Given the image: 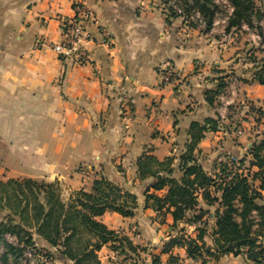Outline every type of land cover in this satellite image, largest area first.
Returning <instances> with one entry per match:
<instances>
[{"label": "crops", "instance_id": "crops-1", "mask_svg": "<svg viewBox=\"0 0 264 264\" xmlns=\"http://www.w3.org/2000/svg\"><path fill=\"white\" fill-rule=\"evenodd\" d=\"M77 3L96 16L84 64L50 47L60 39V19L72 17ZM230 50L180 19L166 21L144 2L0 0V182H58L68 200L80 189L91 191L95 179L107 178L134 193L138 207L133 217L107 211L98 220L135 244L155 248L176 230L169 215L160 224L145 208L144 191L154 179H139L137 160L144 154L158 160L180 154L191 122L219 116L205 96L219 75H230L229 83L235 78ZM165 64L175 71L168 82L162 79ZM250 76L237 78L238 91L264 112V85L242 80ZM235 93L220 99L231 103ZM226 119L198 144V162L209 173L229 156L247 154L251 132L238 133ZM257 123L256 137H264V115ZM133 227L139 240L130 237ZM188 227L195 237V227ZM167 228L175 232L165 236ZM205 240L211 244L208 236Z\"/></svg>", "mask_w": 264, "mask_h": 264}, {"label": "trees", "instance_id": "trees-1", "mask_svg": "<svg viewBox=\"0 0 264 264\" xmlns=\"http://www.w3.org/2000/svg\"><path fill=\"white\" fill-rule=\"evenodd\" d=\"M175 1L182 10L177 14L170 8L166 21L182 15L186 22L189 16L198 15L205 31H210L221 10L216 0ZM223 1L231 8L226 14V33L247 27L259 37L264 36L261 25L264 12L256 0ZM188 25L194 26L192 22ZM261 45L264 44L261 42ZM229 76L219 75L215 87L206 92L205 100L211 107L220 104ZM242 80L264 85V55L252 69L250 79ZM256 113L259 117L264 115L261 109ZM221 127L215 112L214 117L191 122L185 150L180 154L163 160L144 154L137 160L139 179H154L144 191L145 208L155 212V220L160 224L169 215L176 230L160 249V254H169L170 264L177 262L172 255L176 247L184 248L187 257L204 264L229 254L243 255L252 264H264V137L249 141L246 154L249 159L231 155L209 173L198 162V144L206 132ZM159 191L164 193L158 194ZM137 207L134 193L104 177L93 181L91 191L80 189L68 200L63 199L58 182L30 178L0 182V242L5 247L4 262H8V257L16 261L27 251L54 264V255L49 249L37 246L34 234L52 248L60 249L74 264H103L97 252L107 244L118 254L137 253L139 246L127 235L98 220L107 211L133 217ZM185 226L195 227V237L184 232ZM7 235L14 237L17 244L8 242ZM207 236L211 244L206 242ZM160 254L154 255L151 264L161 263Z\"/></svg>", "mask_w": 264, "mask_h": 264}, {"label": "rangeland", "instance_id": "rangeland-1", "mask_svg": "<svg viewBox=\"0 0 264 264\" xmlns=\"http://www.w3.org/2000/svg\"><path fill=\"white\" fill-rule=\"evenodd\" d=\"M139 2H144L151 7L159 9L165 16L171 14L170 8L173 9L177 14L181 12L182 8L180 4H177L175 0H133ZM264 0H256V4L259 5L263 12ZM216 2L220 5V11L217 14L213 27L210 31H205L204 24L200 21L198 15H191L187 18L186 22H183L188 28H192L199 32H202L203 35L206 34L207 38H216L219 41L223 42L230 50V56L233 59V63L235 65V69H230V74L233 75L232 80L230 81L226 92L223 94L224 97L229 96L231 91L236 92L233 96V101L229 104H225V99L220 101V104L217 106L219 110L222 111L224 107L225 112L224 115L227 117L229 114L230 117L226 119L227 125H232L235 130L241 129L243 131L251 132L253 139L260 138L256 137V131L259 130L257 119L259 118L256 111L257 107L249 102L247 98L243 97V93L239 92L240 82L237 78H241V76H247L249 72L258 64L259 60L264 55V45H261V42L264 44V36L259 37L254 31L244 27L243 29L235 32L226 33L224 31L226 14L231 11V8L228 4L223 0H216ZM176 19V18H174ZM177 19L183 21L182 15L178 16ZM192 22L194 26H189L188 23ZM262 28L264 30V18L261 22ZM231 66H234L231 64ZM240 94L237 95V94ZM252 104V109H250V105ZM252 137H249V141L252 140ZM247 156L245 151L238 155V157ZM249 159V156L246 157ZM65 200V197H63ZM1 217V214H0ZM136 223H131V226ZM122 232L121 230H117ZM137 230H131V236L134 240H136ZM175 231L171 228H167L166 235H170ZM185 233L189 235H194V231L192 228L185 227ZM124 233V232H122ZM125 234V233H124ZM175 234V233H174ZM126 235V234H125ZM34 239L36 240V244L39 247L47 250L49 249L51 253L54 255L53 263L54 264H74L72 261L66 259L63 254L60 252L58 248H52L46 241H44L40 236L34 234ZM5 239L8 242L13 244H17V240L12 236H6ZM139 240V239H137ZM138 242V241H137ZM135 244V243H134ZM139 246V250L137 253L129 252L126 254H118L115 252L108 244L104 245L98 252L97 256L103 264H151L154 258V255L160 254V249L162 247V243L157 245L155 248L149 243H136ZM145 248L144 250H141ZM44 250V252H45ZM184 248L176 247L172 250V255L176 256L177 262L175 264H204L201 261L191 259L186 256ZM5 251V247L3 243L0 242V264H50L47 258L41 256H34L33 254H29L27 251L21 257H19L16 261L12 257H8V262H4L5 257L3 256V252ZM169 254H160L161 263H167ZM242 256H234V255H225L222 256L218 261L208 260L205 264H243ZM164 263V264H165Z\"/></svg>", "mask_w": 264, "mask_h": 264}, {"label": "built area", "instance_id": "built-area-1", "mask_svg": "<svg viewBox=\"0 0 264 264\" xmlns=\"http://www.w3.org/2000/svg\"><path fill=\"white\" fill-rule=\"evenodd\" d=\"M96 23L94 11L87 5L77 3L74 6V15L60 19V39L50 44V47L61 56H68L79 64L87 63L89 54L85 43L91 38L90 26ZM163 81H170L175 76L174 69L170 64H165L162 70ZM229 105L230 102H226ZM224 107L219 110L220 119L225 118ZM258 115V114H257ZM259 117V115H258ZM238 133H242L239 129Z\"/></svg>", "mask_w": 264, "mask_h": 264}]
</instances>
